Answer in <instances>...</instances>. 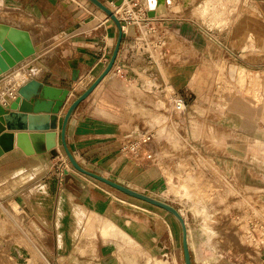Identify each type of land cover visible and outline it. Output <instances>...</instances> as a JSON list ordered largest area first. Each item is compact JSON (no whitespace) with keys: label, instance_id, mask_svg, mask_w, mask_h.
I'll list each match as a JSON object with an SVG mask.
<instances>
[{"label":"rangeland","instance_id":"obj_1","mask_svg":"<svg viewBox=\"0 0 264 264\" xmlns=\"http://www.w3.org/2000/svg\"><path fill=\"white\" fill-rule=\"evenodd\" d=\"M150 2L147 0V7ZM170 3L178 35L173 42L157 45L155 51L157 59L172 65L161 67L173 80L167 84H146H150L147 91H153L157 97L148 98L152 105L154 102L151 112H141L147 115L146 128L134 130V141L140 142L141 171L153 170L159 176V186L152 181L147 188H152L154 196L176 206L186 219L193 264L203 260L200 252L216 264H262L259 260L264 261V0ZM107 5L117 6L114 2ZM6 10L9 9L0 6V11ZM165 13L161 15L166 16ZM16 89L10 86L0 99L10 98V92ZM163 91L171 102L160 98ZM179 95L186 99L185 112L175 109V96ZM126 146L132 147L130 143ZM55 154L60 155L54 159L56 171H76L131 203L121 206V210L138 217L134 226L131 220L127 222L135 238L114 239L120 253L118 264H156V259L165 264H185L182 227L170 212L79 172L63 147ZM6 181L10 180H1L0 186L9 185ZM92 196L99 197L98 192L94 191ZM12 213H21L18 204H14ZM92 222L91 235L96 241L92 240L89 246L95 249L106 242L102 233L97 232L101 225L96 228ZM2 226L3 223L0 239L8 241ZM11 226L18 229L16 222ZM20 236L18 233L14 241L30 248L19 241ZM0 254L6 255L7 264H17L6 248H1ZM31 262L30 259L27 263Z\"/></svg>","mask_w":264,"mask_h":264},{"label":"crops","instance_id":"obj_2","mask_svg":"<svg viewBox=\"0 0 264 264\" xmlns=\"http://www.w3.org/2000/svg\"><path fill=\"white\" fill-rule=\"evenodd\" d=\"M102 1L108 4L118 0ZM135 1L146 7L147 13L156 8L151 2L147 7V0ZM170 1L166 2V16L156 15L150 21L152 33H148L144 23L126 25L112 71L78 106L67 129L68 145L81 165L152 196V188L147 186L152 181L159 182V176L156 177L153 170L141 171L139 150L126 148V144L131 145L137 139L134 130L146 128L147 120L144 119L147 115L142 114V110L151 112L149 110L154 109V102L152 105L148 98L157 95L148 92L150 84H146L155 85L156 81L167 84L173 80L162 68L165 63L157 59L155 51L157 45L173 42L178 35ZM0 6L9 9L0 11V43L12 40L11 31L15 29L26 32L36 48L34 55L22 61L18 68L22 76L25 73L18 87L37 79L54 90H70L57 120L55 149L56 153L60 152L63 113L106 67L119 35L118 27L88 0H0ZM165 65L172 66L170 63ZM16 69L3 73L0 79L12 76ZM17 89L10 92V98L0 101L6 104L14 100ZM163 93L160 98L169 102V97ZM25 115L28 118L21 119L25 126H20L24 128L9 129L7 123H3L2 134H14V148L0 156V169H4L0 172V181L10 180L6 181L9 185L0 186V224L3 223L4 231H1L5 239L17 240L20 233L19 241L31 248V264H87L94 260L98 262L96 264H118V243L105 239L106 243L92 249L89 244L96 239L91 235L92 231L90 235L85 233L86 221L88 218L94 220L96 228L110 223L134 237V230L127 228V222L131 220L134 226L138 217L121 210V206L131 203L125 202L118 193L81 177L76 171L65 170L62 174L56 171L54 159L60 155L56 156L55 150L25 153L17 145L18 133L43 131L41 127L49 121L45 113L35 115L36 119H30V114ZM30 124L38 129H30ZM47 141L44 138L43 145ZM26 144L31 148L35 146L31 138ZM11 182L19 185H10ZM94 191L99 197L92 196ZM14 204L19 205L20 214L12 213ZM13 222L19 230L12 229ZM81 237H84L82 246L78 243ZM8 256L13 259L9 252ZM200 258L203 259L200 264H216L210 256L206 260L201 252ZM7 259L6 255L0 254V264H7ZM259 261L264 264L261 258Z\"/></svg>","mask_w":264,"mask_h":264},{"label":"water","instance_id":"obj_3","mask_svg":"<svg viewBox=\"0 0 264 264\" xmlns=\"http://www.w3.org/2000/svg\"><path fill=\"white\" fill-rule=\"evenodd\" d=\"M88 1L95 7L103 11L112 21L115 22L118 27L119 35L104 70L87 89H85L72 101V103L63 113L60 132L63 148L65 150V153L67 154L69 161L79 172L88 175L102 183H105L119 190L120 192L125 193L126 195L146 201L170 212L179 221L182 227L185 264H193L188 240L187 225L182 214L176 206L164 199L133 189L118 181H115L111 178L85 168L78 162L68 145L67 129L72 115L74 114L78 106L90 96V94L96 89L100 82L112 71L118 58L122 40L124 37V27L122 21L112 10V8L102 0ZM123 2L124 0H118L116 4L121 5L123 4ZM164 12H166V0H157L156 8L148 11V15L150 17H155L156 15H160ZM10 37L12 40L7 39L6 41L0 43V78L3 73L13 70L26 58L34 55L35 51V48L33 47L26 32L13 29L11 31ZM148 57L150 58V55H147V58ZM69 93L70 90L68 88L62 90H54L37 79H31L25 84L18 87L17 95L14 100L8 101L6 104H3L0 101V156L3 153L14 148V134H2V132L4 131L3 123H7L9 129L24 128L20 126H25L24 123V125H22L21 123V119L25 120L26 118H28V115L26 117L25 114H30V119H36L35 115L41 113L48 114L47 116L49 120L44 125V127H41V130L43 131L18 133L17 145L21 147L27 154L43 153L50 150H55L56 153V129L58 128L57 120L59 117V113L62 112V107L64 106ZM16 109H18V111H15ZM30 129L36 130L38 129V127H32V125L30 124ZM28 138H31L33 140L35 144L33 148L29 147L26 144ZM44 138H47L48 140L45 145H43Z\"/></svg>","mask_w":264,"mask_h":264},{"label":"bare ground","instance_id":"obj_4","mask_svg":"<svg viewBox=\"0 0 264 264\" xmlns=\"http://www.w3.org/2000/svg\"><path fill=\"white\" fill-rule=\"evenodd\" d=\"M125 1V0H124ZM124 3V2H123ZM151 4L152 5H157V0H151ZM120 6L121 5H117L116 7V10L117 9H120ZM154 9V8H153ZM112 10L117 14L116 10L114 8H112ZM119 17V16H118ZM120 18V17H119ZM36 49V48H35ZM38 50V49H37ZM35 52V51H34ZM37 52V51H36ZM37 58V57H36ZM39 58V57H38ZM32 60H35V59H32ZM39 61V60H38ZM30 62V61H29ZM27 61V63H29ZM23 63V62H22ZM39 63V62H38ZM21 64V63H20ZM20 64L18 65V68L20 67ZM26 65V63L24 64ZM27 66V65H26ZM34 66V65H33ZM24 67V66H23ZM18 68L15 70V73L13 77H8L7 79L5 78H2L0 79V95H3V92H5L10 86H13L15 89L20 85V83L24 80V74L22 76V73L20 70H18ZM25 68V67H24ZM21 69V68H20ZM29 69V68H27ZM39 69V68H38ZM31 70V69H30ZM29 70V71H30ZM40 71V70H39ZM39 71H38V74H39ZM24 72V71H23ZM28 73V72H27ZM33 73V72H32ZM37 73V71H36ZM35 73V74H36ZM27 75V74H26ZM4 76V75H3ZM30 76V75H29ZM18 79L21 80L18 81ZM20 82V83H19ZM2 99V98H1ZM46 118V117H45ZM30 195V194H29ZM77 213V212H76ZM91 213V212H90ZM180 213L182 214V212L180 211ZM94 214V212H93ZM84 215V214H83ZM93 216V215H92ZM183 216V214H182ZM85 217V216H83ZM184 218V216H183ZM185 222H186V219L184 218ZM86 223H88V228L90 229H86V234L89 233L92 231V225H93V222H92V219L91 218H88V220L86 221ZM85 225V224H84ZM115 225V224H114ZM186 225H187V230H188V223L186 222ZM81 226H83V224H81ZM78 227V226H77ZM100 232L102 233V237L105 238L106 240L108 239H112L111 241H115L117 242V240H114V239H117L116 237H119V238H122V239H128V240H131L133 241V239L128 236L123 230H119L118 228L114 227L112 224H102L101 227H100ZM188 233H189V230H188ZM80 245L82 246V244H84L83 240L80 241ZM79 243V242H78ZM86 246V244L84 245ZM1 248H6L7 251L9 252V254L12 256V258L14 259V261L16 260V263L17 264H26L28 262V260L31 259V256L30 254H32V252L30 251L31 249L23 244H21L20 242H16V241H4L3 239H0V249ZM31 252V253H30ZM36 253V252H35ZM34 253V254H35ZM33 255V254H32ZM87 264H96L95 261H88ZM156 264H165L163 263L161 260H157L156 259Z\"/></svg>","mask_w":264,"mask_h":264},{"label":"built area","instance_id":"obj_5","mask_svg":"<svg viewBox=\"0 0 264 264\" xmlns=\"http://www.w3.org/2000/svg\"><path fill=\"white\" fill-rule=\"evenodd\" d=\"M119 12V13H118ZM123 27L125 28L128 24H141L144 23V25L147 27L148 33H152L153 30L151 28L150 21L154 17H150L147 13V9L144 8L143 5H141L138 1L135 0H126L122 4L121 10L117 11ZM175 109L179 112H185L187 109V102L186 99L183 96H175ZM140 142L134 141L131 143V148L139 150ZM128 146H126L127 148Z\"/></svg>","mask_w":264,"mask_h":264}]
</instances>
